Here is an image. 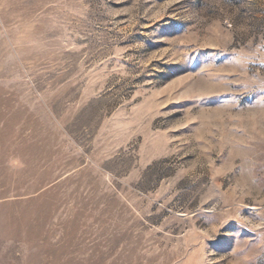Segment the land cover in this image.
Here are the masks:
<instances>
[{"label":"rangeland","instance_id":"obj_1","mask_svg":"<svg viewBox=\"0 0 264 264\" xmlns=\"http://www.w3.org/2000/svg\"><path fill=\"white\" fill-rule=\"evenodd\" d=\"M0 264H264V0H0Z\"/></svg>","mask_w":264,"mask_h":264}]
</instances>
